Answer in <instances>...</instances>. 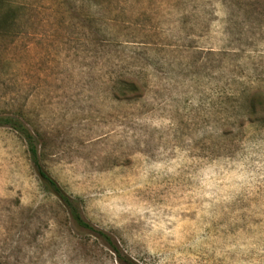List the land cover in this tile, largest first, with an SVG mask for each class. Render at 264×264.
<instances>
[{
  "label": "rangeland",
  "instance_id": "obj_1",
  "mask_svg": "<svg viewBox=\"0 0 264 264\" xmlns=\"http://www.w3.org/2000/svg\"><path fill=\"white\" fill-rule=\"evenodd\" d=\"M123 78L141 92L121 95ZM254 92L264 0H0V116L137 264H264V121H242ZM0 264H118L71 228L9 127Z\"/></svg>",
  "mask_w": 264,
  "mask_h": 264
},
{
  "label": "trees",
  "instance_id": "obj_2",
  "mask_svg": "<svg viewBox=\"0 0 264 264\" xmlns=\"http://www.w3.org/2000/svg\"><path fill=\"white\" fill-rule=\"evenodd\" d=\"M118 83L123 87L121 89V95L123 96L141 92L140 86L135 80L123 78ZM258 99H261V101ZM246 102L247 114L242 121L249 124L262 123L264 121V92L249 94L246 96ZM0 127H9L24 138L35 173L45 190L57 199L67 213L71 228L75 231L86 233L98 241L114 256L118 264H137L108 232L99 229L85 219L80 200L69 195L45 170L40 161L37 140L30 129L18 117L11 115L0 116Z\"/></svg>",
  "mask_w": 264,
  "mask_h": 264
}]
</instances>
